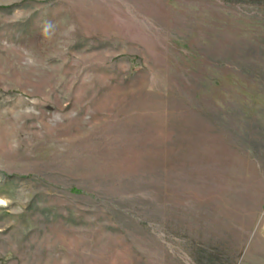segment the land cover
<instances>
[{"label":"rangeland","instance_id":"1","mask_svg":"<svg viewBox=\"0 0 264 264\" xmlns=\"http://www.w3.org/2000/svg\"><path fill=\"white\" fill-rule=\"evenodd\" d=\"M0 264H264V0H0Z\"/></svg>","mask_w":264,"mask_h":264}]
</instances>
